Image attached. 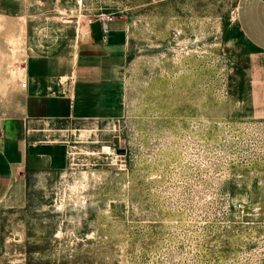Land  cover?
<instances>
[{"label":"rangeland","instance_id":"374dc122","mask_svg":"<svg viewBox=\"0 0 264 264\" xmlns=\"http://www.w3.org/2000/svg\"><path fill=\"white\" fill-rule=\"evenodd\" d=\"M239 3L0 0V128L31 54L103 15L128 34L123 113L58 124L62 166L0 202V264H264V51Z\"/></svg>","mask_w":264,"mask_h":264},{"label":"crops","instance_id":"0c3cea01","mask_svg":"<svg viewBox=\"0 0 264 264\" xmlns=\"http://www.w3.org/2000/svg\"><path fill=\"white\" fill-rule=\"evenodd\" d=\"M238 23L246 38L264 51V0H240ZM89 29L31 54L17 113L0 128V202L26 185L32 168L54 169L64 162L52 137L66 120H100L125 109L128 34L120 21L110 33L94 39Z\"/></svg>","mask_w":264,"mask_h":264},{"label":"built area","instance_id":"2783aa9c","mask_svg":"<svg viewBox=\"0 0 264 264\" xmlns=\"http://www.w3.org/2000/svg\"><path fill=\"white\" fill-rule=\"evenodd\" d=\"M96 21H100L101 23V27H102V31H103V36L105 37L106 35H108L110 33V20L108 18H106V15H103L102 17H99L98 20ZM92 22H94L92 19L89 21V23L91 24ZM27 85L26 81H23L21 86L23 88H25Z\"/></svg>","mask_w":264,"mask_h":264},{"label":"water","instance_id":"95a60500","mask_svg":"<svg viewBox=\"0 0 264 264\" xmlns=\"http://www.w3.org/2000/svg\"><path fill=\"white\" fill-rule=\"evenodd\" d=\"M91 30L94 36V39L96 41H101L103 40L104 36H103V31H102V27H101V23L100 21H94L91 23Z\"/></svg>","mask_w":264,"mask_h":264},{"label":"bare ground","instance_id":"6f19581e","mask_svg":"<svg viewBox=\"0 0 264 264\" xmlns=\"http://www.w3.org/2000/svg\"><path fill=\"white\" fill-rule=\"evenodd\" d=\"M86 130V129H85ZM77 133V132H76ZM86 133V131H82L80 134L81 135H84Z\"/></svg>","mask_w":264,"mask_h":264}]
</instances>
